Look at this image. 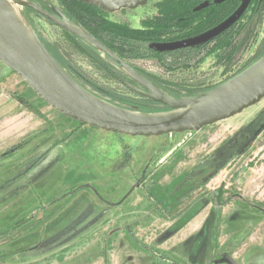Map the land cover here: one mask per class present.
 <instances>
[{"label": "rangeland", "instance_id": "rangeland-1", "mask_svg": "<svg viewBox=\"0 0 264 264\" xmlns=\"http://www.w3.org/2000/svg\"><path fill=\"white\" fill-rule=\"evenodd\" d=\"M45 1L65 9L60 0ZM157 2L105 15L140 28L156 15ZM15 9L26 29L57 43L100 87L145 101L95 70L67 32L30 9ZM261 15L253 42L231 61L217 64L219 46L173 71L153 59L133 64L180 96L217 86L257 58L264 10ZM0 94L22 102L27 118L47 130L22 139L24 131L14 126L26 117L1 113L0 264H224L217 262L226 256L264 264V100L197 133L140 138L99 129L108 147L76 164L71 144L49 153L58 137L77 132V122L1 63Z\"/></svg>", "mask_w": 264, "mask_h": 264}, {"label": "water", "instance_id": "water-1", "mask_svg": "<svg viewBox=\"0 0 264 264\" xmlns=\"http://www.w3.org/2000/svg\"><path fill=\"white\" fill-rule=\"evenodd\" d=\"M98 7L106 13L136 9L151 0H75ZM226 0H216L221 4ZM240 7L218 26L192 40L161 45L160 50H176L206 43L234 26L252 0H241ZM30 8L56 26L85 40L122 64L127 73L148 93L153 102L170 108L159 114H142L111 105L84 89L70 77L46 49L38 35L23 25V15L15 6ZM201 6L199 9H202ZM54 14L24 0H0V63L22 78L30 89L53 110L72 121L106 132L130 137L157 138L170 134L197 133L203 128L229 120L264 100V55L247 69L216 88L197 95L172 97L119 60L83 28L69 22L58 10ZM217 263L237 264L229 256Z\"/></svg>", "mask_w": 264, "mask_h": 264}, {"label": "flooded vegetation", "instance_id": "flooded-vegetation-1", "mask_svg": "<svg viewBox=\"0 0 264 264\" xmlns=\"http://www.w3.org/2000/svg\"><path fill=\"white\" fill-rule=\"evenodd\" d=\"M155 1V0H151ZM149 1V2H151ZM156 4V15L150 18H147L144 20L142 27L140 28H131L129 26L123 25L122 23L114 22L109 20L105 14H113V13H106L98 9L102 12L100 16L103 18L100 22L98 21L97 24H99V28L95 30L91 26L85 27V30L89 32L92 36H94L98 41V37H102L103 41H100L108 50H110L116 57L119 58L120 61H122L124 64L132 68L134 71L142 75L144 78H146L149 82L154 84L157 88H159L162 91H165L167 93H171L176 96H180V90L172 89L168 86L164 85V81L158 80L157 78H152L136 68L134 66V62L136 61H146V60H156L157 63L161 65V59H167L168 54H175L179 51H183V56L186 60L189 58H192L195 56V52H206L210 47L217 48L218 41L216 42L217 38H214L206 43L197 44L194 46H189L181 49L176 50H160L161 45H167V44H175L180 43L188 40H192L194 38L199 37L200 35L208 32L209 30L213 29L214 27H211L207 30H204L202 32H199V26L200 24L205 21L207 23L208 21L219 17L220 11L222 8H225L228 3L232 2L234 5H236V8L234 12L240 7L242 1L241 0H226L225 2L221 4H216V0H157ZM148 2V3H149ZM255 2L260 5H264V0H252L248 9L242 16V18L230 29L235 27L241 20H243L247 15L248 11L254 7ZM35 4L41 6L45 10L49 11L50 13L54 14V10L60 11L68 20L69 22H76L70 19L68 16L66 10H59L49 4L45 0H39L34 2ZM204 6L202 9H199L201 6ZM144 7V6H143ZM140 8V7H138ZM30 9V8H26ZM137 9V8H136ZM32 10V9H30ZM135 10V9H131ZM252 10V9H251ZM33 11V10H32ZM35 12V11H34ZM233 12V13H234ZM36 13V12H35ZM116 13V12H114ZM232 13V14H233ZM37 14V13H36ZM38 15V14H37ZM40 16V15H38ZM231 16V15H230ZM229 16V17H230ZM42 17V16H40ZM228 17V18H229ZM44 18V17H42ZM227 18V19H228ZM45 19V18H44ZM48 21L47 19H45ZM226 20V19H225ZM224 20V21H225ZM105 23L103 24L102 23ZM49 24L56 26L52 22L48 21ZM71 22V23H72ZM77 23V22H76ZM73 24V23H72ZM103 24L104 26H102ZM221 24V23H220ZM75 25V24H74ZM218 26V25H217ZM58 27V26H56ZM79 27V26H77ZM108 27H115L116 30H119L120 28H129L132 30H141V31H150L151 33H155L158 29L163 32V35L161 40L158 42V45L155 47L150 46V49H152V54L155 55L153 57L149 58H132L130 55L126 53H122L120 50L124 47L121 44V41L118 38V33H113L109 30ZM216 27V26H215ZM60 28V27H58ZM81 28V27H79ZM62 29V28H60ZM229 29V30H230ZM63 30V29H62ZM65 31V30H63ZM228 31V30H227ZM226 31V32H227ZM66 32V31H65ZM224 32V33H226ZM69 33V32H67ZM74 36L75 40L80 39L78 36L72 34ZM40 37V36H39ZM41 40L44 42L47 50L50 52V54L56 59V61L60 64V66L67 72L70 77L74 81H76L78 84H80L84 89L89 91L90 93L94 94L95 96H100L104 98H114L117 99H131L130 97L116 93L114 91L105 90L104 88L100 87L97 83L98 81L91 75L86 74L84 71H82L79 67H77L72 59L65 54L59 45L55 42L47 41L43 37H40ZM80 51L89 57L91 60V63H93V68L97 70L100 74H102L107 79H110L114 82H117L119 84H122L124 88L130 92L132 95L136 98L143 99L146 102L151 101L149 98L142 95L140 92L148 93V91L142 87L138 82L132 78L127 71L124 69L121 63H119L117 60L109 56L108 54L100 51L99 49L95 48L91 44H79L78 45ZM78 51V48H77ZM161 52H164L161 53ZM204 53L200 56H198L197 61L194 63H198ZM162 57V58H161ZM220 64V56L218 55L217 60ZM193 63V64H194ZM191 64V65H193ZM163 68V67H162ZM94 78V79H93ZM136 90H139L140 92H137ZM184 93H189V91H184ZM188 95V94H186ZM182 97V96H181ZM155 104H159L156 102H153ZM161 105V104H159ZM162 106V105H161ZM7 154V151L4 153ZM149 197V196H148Z\"/></svg>", "mask_w": 264, "mask_h": 264}, {"label": "trees", "instance_id": "trees-1", "mask_svg": "<svg viewBox=\"0 0 264 264\" xmlns=\"http://www.w3.org/2000/svg\"><path fill=\"white\" fill-rule=\"evenodd\" d=\"M60 1L63 4L70 19H72L73 21L75 20L77 22V23L76 22L74 23L71 21L73 24L83 29H85V27L87 26H91L95 30L99 28V24H97V22L98 21L100 22L101 20H103V18L100 16L102 12L97 7L79 3L75 0H60ZM235 8H236V5H234V3L232 2L228 3V5L225 8L221 9L219 17L214 18L208 21L207 23L203 21L198 28L199 32L207 30L211 27H215L219 25L220 23H222L225 19H227L230 15H232ZM251 9H252L251 10L252 13L249 15L246 21H244V19H246L247 16L243 20H241L235 27L228 30L226 33L221 34L219 38H217L216 42L217 41L219 42L218 46H220L221 48V51L219 53L220 63L222 59H226V61L227 60L231 61L232 59H234L237 53L238 54L242 53L240 51L246 50L249 44L253 42L255 36L257 35L258 25L260 23V20L262 19L261 13L264 10V5H260V4H257V2H255L254 7ZM103 24L101 25L104 26ZM237 27H238V31L236 33L235 30ZM108 28L111 32L115 34L118 33L119 35L118 38L121 41L122 46L124 47L123 49H125V50H120V51H122V53H126L130 55L132 58H149V57L151 58L155 56L152 54V49H150V46L152 47L157 46L162 36H164L163 32H161L159 29L155 33H151L150 31L132 30L129 28H120L119 30H116L115 27H108ZM67 34H69L70 36L74 38L72 34L70 33H67ZM98 39H100V41H103L102 37H98ZM76 41L80 45L81 44L89 45L88 42H86L85 40L81 38ZM42 43L44 44L43 41ZM161 53L164 54V52H161ZM203 53L204 52H199V53L195 52V56L192 58H189L188 60L184 58L183 51H179L175 54L167 53L168 57L167 59H161V65L165 70H168V71H173L178 68H182L184 66H192L191 64L197 61L198 56L202 55ZM263 55H264V38H263V41L261 42V47L258 51L257 58L254 59L249 65L244 66L239 71L235 72L226 81L230 80L231 78L235 77L236 75H238L239 73L247 69L257 60H259ZM223 62H225V60ZM229 68L231 69L233 68V66H230ZM217 86L204 89V90H195L193 92H190L186 96H197V95L206 93L216 88ZM168 94H170L172 97H175V98L181 97V96L173 95L171 93H168ZM97 97L116 107H119V108H122L128 111H132V112L142 113V114H159V113H166L170 111L169 107L163 106V105L161 106L151 101L142 102V101H133L130 99H117L116 97L114 98H104L100 96H97ZM77 124L82 126V124L78 122ZM150 250L152 252L155 251L153 248ZM155 252L158 253L157 251ZM162 259L167 261V259H165L164 256H162ZM167 262H170V261L168 260Z\"/></svg>", "mask_w": 264, "mask_h": 264}, {"label": "crops", "instance_id": "crops-1", "mask_svg": "<svg viewBox=\"0 0 264 264\" xmlns=\"http://www.w3.org/2000/svg\"><path fill=\"white\" fill-rule=\"evenodd\" d=\"M1 113L3 115L10 114L12 116H18L20 117V119L26 117L25 122L14 126L17 129L15 130V132L18 133L20 132V130L22 132L24 131L21 136L22 139L28 137L31 134L36 135L42 133L43 131H44L43 133L47 132V130H45V123H40L36 121L34 122L33 121L34 119H32L33 117L27 118V116L29 115L27 106H25L20 101H9L5 99L2 94H0V116ZM99 132L101 131L98 128H94L88 125H82L80 128H78L77 132L73 134L71 138H69L70 136L64 138L63 136H60V138L58 137L57 138L58 142L54 144V147L55 146L56 147L51 152H50L51 149H49L50 152L49 155L53 153L55 150L58 149L60 150L61 148H64L67 145L71 144L75 149L74 150L75 153L73 154V159L75 163L76 164L88 163L90 158L88 159L89 156L87 153H89L90 155L92 153H97L98 151L101 152L103 148L106 149V147H108V141L99 140L100 138L98 136L100 134ZM112 142L115 143L114 141ZM116 144L119 145L118 142ZM48 145L49 142L45 145V147ZM60 160H62V158ZM68 166H70V163L68 164ZM124 227L126 226L123 225L122 228Z\"/></svg>", "mask_w": 264, "mask_h": 264}]
</instances>
